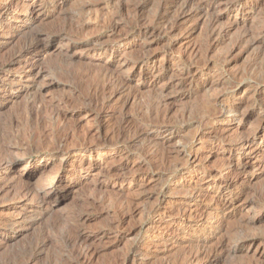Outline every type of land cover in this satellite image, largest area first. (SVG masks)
<instances>
[{
    "label": "rangeland",
    "instance_id": "rangeland-1",
    "mask_svg": "<svg viewBox=\"0 0 264 264\" xmlns=\"http://www.w3.org/2000/svg\"><path fill=\"white\" fill-rule=\"evenodd\" d=\"M5 1L0 0V6ZM37 1L45 9L32 15L25 7H13L10 14L21 18L7 27L10 33L0 29V38L10 41L0 51V143L18 146L20 155L7 153L10 160L34 161L30 174L18 164L10 178L38 186L46 185L57 172L64 185L77 176L84 179L49 209H37L12 193L0 196V231L18 232L12 242L1 235L0 264H27L39 254L38 264H76L73 241L77 242L78 231L102 233L95 239L98 253L92 264H118L132 246L147 255L140 264H201L200 250L214 264H264V216L254 222L261 217L258 206L262 199L264 206V143L245 149L240 165H225L240 137L252 136L257 128L264 130V111L249 107L250 93L256 88L262 91L259 99L264 100V83L255 80L264 69V43L252 44L264 34V0H244L233 8L222 4L203 17L186 18L169 35H143V23L135 20L136 9L149 21L160 4L171 9L178 1L173 12L176 17L183 0ZM31 18L38 22L33 24ZM213 18L219 20L210 25ZM112 22L118 27L116 35L110 29ZM211 29L222 32V39L214 36L211 40ZM31 32L47 38L45 50L34 47L26 59L14 62L27 47ZM246 34L249 36L238 44ZM114 44L119 49L111 52ZM105 46H110L108 52H100ZM152 55L151 60L140 61ZM28 61L37 62L41 74L34 73L20 84L21 69ZM188 72L194 76H187ZM112 74L126 81L124 93L118 92L120 85H109ZM21 88L28 94L4 100ZM222 93L236 97L241 113L256 117L243 124L232 121V114L218 113L228 103L227 99L213 102ZM100 117L104 118L105 136L98 133ZM28 118L36 132L49 135L42 144L23 141ZM125 120L132 128L126 143L137 129L150 133L134 151L146 149L150 163L154 161L151 152L166 155L165 179L159 178L165 172L162 167L150 170L143 157L131 152L108 151L100 158L92 155V166L82 163L89 155L80 154L62 166L58 160L39 163L38 158L51 153L65 133L67 147L86 142L112 144L111 132ZM164 121L170 125L169 133L150 131L156 122ZM169 134L173 137L166 140ZM184 148L195 154L188 170H181L186 163L179 159ZM183 186L195 188V195L188 191L184 195ZM222 194L226 201L239 200L238 207L220 210L215 199ZM36 209L37 218L24 224L5 227L1 223H15ZM153 209L158 211L152 213ZM121 215L125 219L122 227L110 231V224ZM174 219L179 220L176 229L170 224Z\"/></svg>",
    "mask_w": 264,
    "mask_h": 264
},
{
    "label": "bare ground",
    "instance_id": "bare-ground-1",
    "mask_svg": "<svg viewBox=\"0 0 264 264\" xmlns=\"http://www.w3.org/2000/svg\"><path fill=\"white\" fill-rule=\"evenodd\" d=\"M24 1L25 0H6L5 1L6 3L4 2L3 3L4 5L2 4L0 6V29H2L4 27L3 30H7V33H10V30L7 29V27L10 24H13V23L19 21V19L21 18L19 15H14V14L11 15L10 14V10L13 7L14 8H18L19 6L25 7L28 9V11L32 15H34L38 12H41L43 9H45V6L39 5L37 0L34 3L24 2ZM162 1H165V0H162ZM243 1L244 0H208L205 3H197L196 0H183L182 4H181L180 13L175 17L173 15V12H174V7L177 6V4H178V1H177L173 4V7L171 9H165L164 4H160L156 14L149 21H146L145 17L140 16L139 8H138V9H136L137 14L135 16L136 17L135 20L138 24L143 23V25L141 26L142 30L140 31L143 35L154 34V33H159V32H163L166 35H169V34H172L179 27V23L182 22L183 20H185L186 18L193 17V16L203 17L204 15L209 14L212 10H215L216 8H218L222 4H225L228 8H233L234 6H238L239 4H241ZM30 20L32 21L33 24L38 22L35 18L34 19L31 18ZM218 20L219 19H217V18H213V22L210 23V25H214ZM110 29H111V32L114 35H116V32L118 31L117 25H115L112 22L110 25ZM0 36H3V35H0ZM30 36H29L30 37L29 43H28V45H26L27 47L21 53L18 54V56L16 57V61H14V62H16V63L22 62L24 59H26L27 56H29L32 48H34V47H37L41 50L42 49L45 50V47L47 45V42H46L47 38L45 36L41 35V33H33V32H31ZM214 36H219V40H220V39H222L223 35H222V32L217 33L215 30L211 29L209 38L212 40L215 38ZM248 36H249V34L242 36V38L239 39L238 44L241 43ZM2 38L3 37L0 38V51H3L4 47L10 42L9 41L6 43L3 41ZM126 39H127V37H124L123 41H125ZM260 43H264V34H263L262 38H260L258 40H254L252 44L256 45V44H260ZM109 47L110 46H105L104 48L101 49L102 51H100V52H103V51L108 52ZM112 49L113 50L111 52H113L114 50L116 51L119 48L116 46V44H114L112 46ZM152 58H153V55L148 56L146 58H143L140 61L146 62V61L151 60ZM195 58H197V57H195ZM6 61H5V63H6ZM14 62L12 61V63H14ZM106 69H108V68H106ZM41 71H42L41 66L37 65V62L28 61L27 65L21 69V73L19 75V78L21 79L20 84L25 78L33 77L34 73H37L38 75H40ZM105 71L107 72V70H105ZM187 76H194V74L192 72H188ZM255 80L257 83H260V84L264 83V69L260 70L257 73ZM125 82L126 81L121 79V77H118V76L116 77V75H114V74H112L111 79H109V85L110 86H112V85H120L121 86L119 91H118L119 93L120 92L124 93L126 91L125 87H127V84ZM26 93L28 94V90L25 88H21V89H19L18 94L16 93V95H14L11 93L4 100L5 101H14ZM250 95H251V97H250L251 101H249V103H250L249 107L258 108L259 110L264 111V100L259 99V96L262 95V91L260 89L256 88L250 93ZM224 99H227L228 103L224 107L220 108L218 113H220L222 115L232 114L233 115L232 121L233 120L234 121L239 120L240 123L245 124V123L249 122L250 120H253L256 117L254 113H247V111L244 113H241L240 109H241L242 105L241 104L238 105L236 102L237 101L236 97L230 96L228 93H222L221 95L216 97V99L213 102L217 103L218 101H221ZM128 100L129 99H127L125 102H127ZM100 114H101V112H100ZM30 119L31 118H28V120L26 121L25 127H26L27 133L25 136L26 138H24L23 141L28 143V145L30 143H32L31 145H34L33 144L34 142H39L42 144L43 142H45L46 136H49V135L45 131H41V130H39L40 132L39 131L36 132L37 130L35 131V129H33V127H32L33 125L31 124L32 121H30ZM103 119L104 118H101V117L97 118V120H98V133L100 136L104 135L103 134V128H104ZM130 129H132L131 125L128 123L127 120H125L123 124L119 125L116 129H114L111 132V138L110 137L109 138H110V140L115 139L114 143L112 141H111L112 144H108L107 142H104V143H102V142H94V143H87L86 142V143H84L83 142L84 144H81V145H78L75 147H67L66 141H68V135H66V133H65V135H62L60 133V135H62V136L60 138H58V140H56L58 142V146H56V148H53L51 153L47 154L46 157H39L38 158V159H40L39 163H43V165H49L52 162H54L55 160H58L59 165L62 166L64 164H66L72 156H74L75 154H80L81 156L82 155H89V158H85L82 161V163L87 164L88 166H92V164L95 162V160L92 159V157H93L92 155H97L100 158L102 156H106L108 151L109 152L112 151L116 154L130 153L131 152V154L137 153L139 156L143 157L144 162H146V164H147V166H149L150 170L154 169L155 167H157V168L162 167L163 170L165 171L166 170L165 166L169 162L166 155L159 157V154L157 152H151L150 155L154 158L153 162H155V163H153V162L150 163L149 162L150 160L148 158H146V156H145V155H148L147 153L145 154L146 149L145 150L142 149L139 152L134 151V149H133V147H135L141 140L148 138L150 133L144 129H137L135 131V133L133 134V136H131V140L129 141V143H126L124 139L126 136H128ZM150 129H151L150 131H152L156 135H164L166 133H169L170 125L166 121L156 122ZM69 135L71 136L72 134H69ZM57 136H59V135H57ZM172 137H173V135L169 134V136H168V138H166V140L172 139ZM14 138H16V137H14ZM54 138H56V136ZM70 138H72V137H70ZM215 138H219V136L215 135ZM5 139H6V137H5ZM53 140H55V139H53ZM263 143H264V130L261 128L255 129L253 131L252 136L240 137L236 143V149L231 150L232 157L230 159L226 160L225 165H227L229 168H233L235 165H237V166L240 165V163H242L241 161L245 158V155H246L245 149H250L251 147H253L255 145H262ZM12 144L13 143H11L9 146V144L5 143V145H8V146L4 147L3 146L4 143L2 145L0 143V196H2L3 194L6 195L5 193H8V195L12 193V194H14V196L19 195L21 197L22 202H29V203L31 202L33 205L35 204L37 209L39 207L41 209L42 208L49 209L53 206L52 203L58 201L61 198L68 197L69 193L73 189H75L78 185H80V183L83 181V179H84L83 176H77V179L75 181H73L72 183H69L67 185H64L61 182L62 181L61 180V176H62L61 172H57L53 178L51 177L52 180H50L44 186L32 185L30 183L28 184L27 182H26L27 183L26 184L23 182L22 178H16V177L10 178L9 175L12 173L13 169H15V167L18 164H22L23 171H27L28 174H30L34 168V166H33L34 161L32 162L30 160H24L22 162H14V161L10 160L11 158L9 159L10 156L8 157L7 153H8V155L9 154H16V155L19 154L20 155V153H17V150H18L17 147L18 146L15 144L14 145H12ZM67 144H68V142H67ZM181 155L183 157H179L180 160L182 158L186 159V163L184 164V166H182L181 170H188V169L192 168L193 167V159H195L194 158L195 157L194 152L184 148L183 150L180 151V156ZM236 160H239V161L236 162ZM36 161H38V160H36ZM212 173H213V171L208 174L209 177H211ZM166 174H167L166 171L161 172L159 174V178L165 179L167 177ZM19 183H20V185H22V187H20V189L18 188ZM184 189H186L185 191L183 190L184 195L187 191L189 194L195 195V190H194L195 188L193 189L192 187L191 188L184 187ZM234 189H235V187H232V190H234ZM198 193H199V191L197 192V194ZM14 196H13V199H14ZM222 198H224L223 194L219 195L215 199L216 202L220 203V208H219L220 210H232L233 211L238 207L239 200L233 201L230 198L226 201V198H224L223 200H222ZM262 200L260 202V205L258 206L259 207V215L261 217L260 218L255 217L254 222H259L261 219H263L264 206H263ZM37 209L34 211L33 210L29 211L28 213L24 214L23 217H21V219L19 221L16 220L17 222H15V223H13L12 221H11L12 224H6L7 222H5V223L1 222V223L5 227L9 226V225L14 226V224H18V223L24 224L28 220L30 221V219H32L33 216L35 217V214H33V213H36V216H37ZM157 211H158V209H153L152 213H156ZM188 216H189V212H188ZM185 217H186V213L181 215V218H185ZM35 218H37V217H35ZM78 218H80V217L78 216ZM123 219H124V215H121L117 219V221L110 224L108 229L110 231L119 230L122 227V225H121L122 221L125 220V219L124 220ZM6 221H8V220H6ZM170 224H172L174 226L173 229H176L178 227L179 220L174 219L173 221L170 222ZM28 226H29V224H28ZM26 227H27V225H26ZM21 228L22 227H20V229ZM17 234H18L17 231H16V234L15 233L14 234H7L6 232L4 233V232L0 231V241L1 242L3 241V238L1 239V235H2L7 242H12L13 240L16 239L15 237L17 236ZM101 234L102 233H99V234L92 233V232L88 233L86 231L85 232L78 231V233H76L77 236L75 234H73L76 236V239H77V242H75L76 241L75 239H74L75 241H73V243H74L73 254L75 253V255L74 256L72 255L76 264H92L93 257L98 253V250L94 246L95 239H97ZM65 237H64V239H65ZM66 238H68V237H66ZM68 239L64 240L65 243L69 242ZM77 244H79V245H77ZM71 254H72V252H71ZM39 257H40V254L34 256L32 258V260L27 264H38V258ZM122 257L123 258L120 261H118V264H129L130 262H132L133 264H140L139 261L141 260V258L142 257L146 258L147 255L144 254L143 252H141V250H139L138 246H132V247L128 248L127 252ZM199 261L201 264H206V263L214 264V261L213 260L211 261L209 256L204 255V250H200Z\"/></svg>",
    "mask_w": 264,
    "mask_h": 264
}]
</instances>
